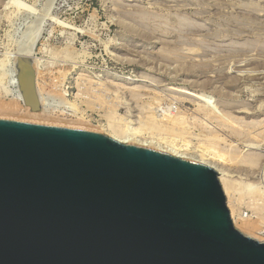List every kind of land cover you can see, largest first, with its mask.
I'll return each mask as SVG.
<instances>
[{"label":"rangeland","instance_id":"obj_1","mask_svg":"<svg viewBox=\"0 0 264 264\" xmlns=\"http://www.w3.org/2000/svg\"><path fill=\"white\" fill-rule=\"evenodd\" d=\"M34 31L29 55L42 67L38 82L47 91L65 90L69 100L80 89L96 104L91 111L76 102L93 125L107 126L105 115L115 114L113 126L145 131L149 112L164 114L169 104L174 115L196 120L189 122L192 144L217 131L225 140L219 148L236 153V163H218L234 184L235 206L244 219L256 220L264 205V0H0V86L12 92L16 50L23 54ZM58 78L61 87L52 89ZM90 82L112 87L103 104L91 99ZM200 117L211 130L201 128ZM154 124L146 130L159 137L163 131ZM247 183L263 194L261 202L249 196ZM256 236L264 243V235Z\"/></svg>","mask_w":264,"mask_h":264},{"label":"water","instance_id":"obj_2","mask_svg":"<svg viewBox=\"0 0 264 264\" xmlns=\"http://www.w3.org/2000/svg\"><path fill=\"white\" fill-rule=\"evenodd\" d=\"M23 103L34 70L18 58ZM0 264H264L217 172L103 134L0 119Z\"/></svg>","mask_w":264,"mask_h":264},{"label":"bare ground","instance_id":"obj_3","mask_svg":"<svg viewBox=\"0 0 264 264\" xmlns=\"http://www.w3.org/2000/svg\"><path fill=\"white\" fill-rule=\"evenodd\" d=\"M36 37H37V34L34 31L26 38V40L23 42L22 48L20 50L23 54L18 53L16 50L15 69H13L14 70V79L11 80L12 81L11 84L14 86L13 92H15L16 96L15 95L12 96L13 92H12V90L10 91L8 87L0 86V117L6 118V119H14V120L23 121V122L36 123V124L41 123V124H46V125H51V126L57 125L60 127L82 129V130H88V131H92V132H96V133L103 132L106 136H108L109 138H111V139H113V140H115L121 144L136 145V146L148 148L151 150L153 149V150L159 151V152L164 153V154H168L170 156H173V157H176V158H179L182 160L192 161V162H195L198 164L208 166L217 172L218 182L222 188L224 195L226 196V204H227L230 216L232 218V222H233L234 227L237 228L238 230H242L243 232H246L253 239L260 240L259 237H257L256 235H264V227L262 226V224L264 222V215L262 213V212H264V205H261L260 208H258L261 213L260 212L257 213L258 217L254 221H249L247 219H244L243 214L239 213L237 207L235 206V199H234V194H233L234 184L232 185L231 180H229L228 176L223 173L224 169L222 170L220 168V166H218V163L219 164H222L224 162L230 163L233 160L235 162V160H236L235 154L236 153L235 154L231 153V152L229 153L228 151H223V148L222 149L219 148V145L222 142L224 144L225 140L223 138L221 139L219 137V135H217V133H216L217 131L216 132L211 131L212 133H208V135H198V137L201 138V139L199 138L197 141L199 143L192 144L190 142V139L192 138L191 136L193 135V133L190 131L191 127H190L189 122L194 121V120L190 119L191 121L190 120L188 121L186 119V117H183V115H178V114L174 115L176 113L173 114L171 112L172 110H170V109H173V108H171V107L168 108L169 104L167 106L162 104L163 106H166L165 108H167V111H168V109L170 110V112L166 111V113L163 111L164 112V114L162 113L163 115L162 114L157 115L158 114L157 112H156L157 114L155 112H149V114H150L149 117H146V119H145V121L147 122L146 124H148V126L145 128V131H144V128H142V127H144V125L139 126L144 132H140L141 129L139 127H138L139 129H135V128L134 129L133 128L128 129L127 128L128 125H125V127L123 126V128L122 127L120 128L118 126L117 127L113 126V124H111V122H110V118L111 119L116 118V117H114L115 114H113V117H111L112 114L105 115V118H107V121H108L107 126L101 125L100 122H97V125H93L92 117L90 115H88L86 110L82 109L79 104H86L85 108L88 110H91V111L96 110L95 109L96 104L93 103L94 101L93 102L88 101L90 99L88 96L87 97H85L84 95H83L84 97L82 96V91H81V93L79 91L80 90L79 89L80 88L79 83L77 84V88L79 90H76L78 92H76L75 95L72 94L73 100H69L67 98V92L65 90H62V89L57 90V89H54L52 87V86L55 87L56 85H57V87L58 86L61 87L62 80H60L59 78H58V80L54 81L55 83L51 82L52 85H50V87L52 89H54L53 91H47L45 85L42 86L38 82L39 74L40 75L43 74L42 67L39 66V68H37L36 67L37 65H35L34 60H32L34 56L29 55L32 52L33 46H34L35 41H36ZM33 52H35V51H33ZM9 55H11V54H8V56ZM19 57L29 59L31 66L34 70L35 90H36V95H37V99H38V109H36V110H32L29 106L25 105L23 103V100H22V97L20 94V90H19V86H18V74H19V66H18V60L19 59L18 58ZM9 70L11 71V69H9ZM11 75H12V73H11ZM3 76H2V78H3ZM61 76H62V78H64L63 77L64 74H61ZM6 79L4 81H6ZM11 79H12V76H11ZM125 80H126V78H125ZM91 82H92V80H91ZM91 82L89 84L90 86L88 88H86V89H88L87 91H89V93L91 94V99H93V100L99 99L103 104L106 101V98L107 97L109 98L108 94H110L109 92H111L110 89L112 87L108 88L106 86V84H102V83H93L92 84ZM7 85H10V82H8ZM90 87H92V88H90ZM84 89L85 88H83V91H84ZM117 90H118V87L116 89H114L115 93ZM7 98L9 100L4 101ZM52 99H56V101L58 100V103L56 105H54L52 103ZM78 99L79 100L82 99L79 104L76 103V102H78ZM22 104H24V106ZM98 105H97V107H99V108L102 107L101 104L99 106ZM117 106H118V104H117ZM115 108H116V103H115V106L113 107V109H115ZM154 108H158V107H154ZM159 109L163 110L162 108H159ZM196 109H198V108H196ZM208 109L210 110V106ZM198 110H200V108ZM212 111H214V110H212ZM204 113H205V115H202V117L205 116L207 119L209 118V120L211 117L213 118V116H214L212 114H207L206 111ZM216 114H218V113L216 112ZM160 115H162V116H160ZM200 119H201V117L197 120V122H200V124H202V120H200ZM217 119L218 118L214 119V121ZM218 121H221V120H218ZM149 122H151V123H149ZM152 122L156 123L154 125L158 124L156 126V128L157 127H158L157 129L160 128L159 131H161V132L163 131V133H158L161 135V137H160V135H159V137H156L157 133H156V135L154 134L155 136H152V134L149 135L148 131L150 130V133H151L154 130L153 126H152V128H153L152 131H151L152 128L151 127L149 128V126L152 124ZM202 125L204 127H201V128L205 129L208 127V126H206V124L204 122ZM222 125H224V124H222ZM231 127H234V126L231 125ZM125 128H127V129H125ZM146 129H148V131ZM238 129H240V128H238ZM241 129H243V128H241ZM241 129L238 131L245 132L244 130H241ZM201 130L203 131V129H201ZM205 133H207V131ZM236 134H238V136H239L238 132ZM240 134H241V132H240ZM164 135L166 137H163ZM257 135H259V133ZM246 160H247L246 161L247 163L253 164V162H255V160L250 159V158L246 159ZM242 183H243V180H242ZM252 187L248 183L244 185V188L248 189L247 191H248L249 196L251 195L252 197H254V199L258 200L257 202H259V201L261 202L263 194H260L257 189L252 188ZM241 188H242V186H241Z\"/></svg>","mask_w":264,"mask_h":264}]
</instances>
